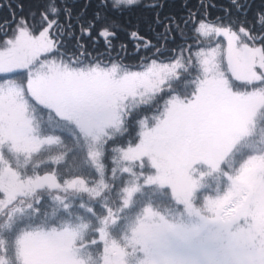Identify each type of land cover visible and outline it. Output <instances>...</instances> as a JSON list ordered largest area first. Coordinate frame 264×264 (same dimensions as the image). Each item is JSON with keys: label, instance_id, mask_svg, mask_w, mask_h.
Wrapping results in <instances>:
<instances>
[{"label": "snow or ice", "instance_id": "snow-or-ice-1", "mask_svg": "<svg viewBox=\"0 0 264 264\" xmlns=\"http://www.w3.org/2000/svg\"><path fill=\"white\" fill-rule=\"evenodd\" d=\"M0 10V264H264V0Z\"/></svg>", "mask_w": 264, "mask_h": 264}, {"label": "trees", "instance_id": "trees-1", "mask_svg": "<svg viewBox=\"0 0 264 264\" xmlns=\"http://www.w3.org/2000/svg\"><path fill=\"white\" fill-rule=\"evenodd\" d=\"M177 2H179V0H177ZM6 14V11L5 10H0V16H3Z\"/></svg>", "mask_w": 264, "mask_h": 264}]
</instances>
